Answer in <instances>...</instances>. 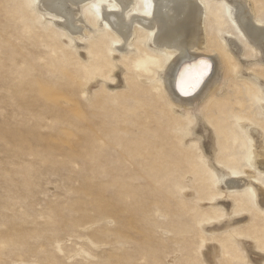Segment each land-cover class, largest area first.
<instances>
[{
    "label": "rangeland",
    "instance_id": "1",
    "mask_svg": "<svg viewBox=\"0 0 264 264\" xmlns=\"http://www.w3.org/2000/svg\"><path fill=\"white\" fill-rule=\"evenodd\" d=\"M151 2L134 6L144 15ZM204 2L223 68L212 92L183 108L170 103L165 58L147 33L119 49L101 10L116 0L82 3L79 40L38 0H0V264H264L254 191L264 170L254 187L222 180L249 179V129L259 128L217 111L239 86L264 88V60L223 0ZM250 2L264 22V0ZM224 32L238 36L241 57Z\"/></svg>",
    "mask_w": 264,
    "mask_h": 264
},
{
    "label": "bare ground",
    "instance_id": "2",
    "mask_svg": "<svg viewBox=\"0 0 264 264\" xmlns=\"http://www.w3.org/2000/svg\"><path fill=\"white\" fill-rule=\"evenodd\" d=\"M38 1L48 11V15L55 24L63 25L79 40L80 34L86 28L82 18L80 19L79 8L82 3L88 0ZM116 2L118 3L116 10H112L110 4L101 6V10L104 18L120 36L119 49L124 50L129 47V40L133 35L136 38L138 33H147L150 44L159 52L157 54L165 58L166 68L161 75L165 90L169 93L170 103L176 104L178 107L194 108L200 100H204L217 85L223 68L220 54L209 49L210 38L206 22L208 8L204 0H152L151 8L144 15L137 12L134 0H116ZM223 2L227 4L229 17L235 23L238 32L249 43L256 46V52H260L264 60V22L254 19L253 3L250 0H223ZM235 35L232 32H224L222 40L227 41L232 49L234 46V52L241 57L242 50L235 47L236 39L239 40ZM223 55H226L224 50ZM248 66L246 67L248 68ZM247 82L246 80L245 82L235 81L234 85L239 83L241 86H245L243 84ZM261 85L264 86L263 83ZM256 89L260 93L264 88H257L253 85V91H250L239 86L236 91L232 90L233 92L229 96L230 99H234L233 102L229 105H219L217 109L218 115L221 117L226 115L223 111V108H226L230 112L231 118L242 122L249 121V126L256 125L259 128L255 132V134H260L257 140L254 131L251 132L252 130L249 129L254 142V152L249 160L252 169H249L248 177H246L249 179L242 178L238 173L228 172L232 176L230 178L221 173L225 186L234 190H239L247 184L254 187L256 179L252 174L254 169L264 170V118L260 113L255 112V103L260 96V94H256ZM259 98L264 100L262 96ZM226 132L227 129L221 133L226 136ZM231 138L234 142L237 140L234 132ZM254 191L259 204L264 206V187L255 186ZM260 196L262 198H259Z\"/></svg>",
    "mask_w": 264,
    "mask_h": 264
}]
</instances>
